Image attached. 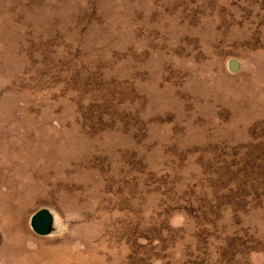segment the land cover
I'll return each instance as SVG.
<instances>
[{"label":"rangeland","instance_id":"374dc122","mask_svg":"<svg viewBox=\"0 0 264 264\" xmlns=\"http://www.w3.org/2000/svg\"><path fill=\"white\" fill-rule=\"evenodd\" d=\"M0 264H264V0H0Z\"/></svg>","mask_w":264,"mask_h":264},{"label":"water","instance_id":"95a60500","mask_svg":"<svg viewBox=\"0 0 264 264\" xmlns=\"http://www.w3.org/2000/svg\"><path fill=\"white\" fill-rule=\"evenodd\" d=\"M52 219L45 210L37 212L32 218V227L38 235H46L51 229Z\"/></svg>","mask_w":264,"mask_h":264}]
</instances>
